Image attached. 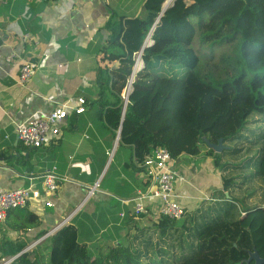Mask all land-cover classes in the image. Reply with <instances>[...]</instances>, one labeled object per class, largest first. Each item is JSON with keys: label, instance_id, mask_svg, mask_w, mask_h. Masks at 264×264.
<instances>
[{"label": "trees", "instance_id": "obj_1", "mask_svg": "<svg viewBox=\"0 0 264 264\" xmlns=\"http://www.w3.org/2000/svg\"><path fill=\"white\" fill-rule=\"evenodd\" d=\"M190 1L176 0L160 19L166 0H147L136 18L111 13L106 38L98 36L91 48L99 66L98 99L90 107L112 137L120 132V144L131 148L125 170L143 171L139 165L158 145L178 160L202 155L206 140H222L221 153L209 148L204 153L222 187L181 220L158 224L141 225L120 207L81 211L31 250L45 233L28 237L40 224L28 204L8 213L0 264H256L247 262L255 250L264 258V0ZM154 26L153 44L143 50L144 67L135 74L124 111L122 94ZM198 31L205 43L241 39L252 78L215 82L203 76L192 47ZM7 231L19 237L12 239Z\"/></svg>", "mask_w": 264, "mask_h": 264}, {"label": "crops", "instance_id": "obj_2", "mask_svg": "<svg viewBox=\"0 0 264 264\" xmlns=\"http://www.w3.org/2000/svg\"><path fill=\"white\" fill-rule=\"evenodd\" d=\"M146 2L0 1V189L29 186L41 189V177L54 169L61 179L59 191L50 197L54 208L31 202L30 210L38 215L40 224L29 232L30 238L43 232L46 235L71 216L68 225L81 211L93 214L116 207L131 211L138 193L147 187L143 171L124 169L130 161L131 148L117 143L112 130L99 120L97 110L90 107L98 99L95 76L99 65L91 51L92 45L98 36L106 38L104 28L111 13L136 18L143 13ZM186 3L193 2L186 0ZM25 35L30 36L26 44ZM13 52L19 58L6 63L5 58ZM33 62L38 64V70L32 81L23 86L19 83L20 68ZM78 97L86 99V113L65 119L56 143L39 150H26L15 134L16 126L36 113L52 112L68 98ZM114 148L111 160L108 152ZM204 153L197 159L184 155L175 160L176 170L188 180L176 183V193L189 211L222 187L220 173L212 158ZM96 183L99 188L84 203ZM148 208L152 213L158 205L153 201L148 203ZM139 222L149 224L146 217ZM5 233L2 223L0 241ZM7 233L12 239L19 237L18 233Z\"/></svg>", "mask_w": 264, "mask_h": 264}, {"label": "built area", "instance_id": "obj_3", "mask_svg": "<svg viewBox=\"0 0 264 264\" xmlns=\"http://www.w3.org/2000/svg\"><path fill=\"white\" fill-rule=\"evenodd\" d=\"M7 3L16 0H0ZM52 1V0H46ZM175 0H167L169 7ZM166 6V7H167ZM159 21V19H158ZM30 42V36L25 35L24 43ZM151 34L146 39L145 47L152 45ZM144 48L136 56V65L134 73L129 81L128 87L122 94L124 104V111L129 102V95L132 91L133 83L135 81V74L144 67L142 54ZM1 58V56H0ZM19 58V54L13 52L5 58L6 63H11ZM38 70V64L24 63L20 68L19 83L26 86L32 81L33 76ZM87 101L84 97L68 98L62 103L58 104L54 110L48 114L36 113L27 121L16 126L15 134L22 145L28 149H39L48 147L58 141L61 134V124L65 119L72 115H82L86 113ZM117 136V143L119 142V134ZM115 148L108 152L110 159L115 155ZM144 176L148 181V185L144 191H140L135 199L131 215L135 220L146 217L149 224H158L161 220L169 218L172 220H181L187 215L189 210L185 208L179 201V196L176 193V183L185 177L175 168V159L172 158L168 149L163 145H158L153 154L147 158L145 164L140 165ZM41 189L38 187L29 186L20 189H0V224L7 219L8 213L17 208L26 207L31 202H38L45 207L54 208L55 205L50 197L55 195L60 189L61 179L58 173L54 170L49 171L41 177ZM187 181V180H186ZM185 181V182H186ZM99 188V183L92 187L85 199L86 203L93 195L94 191ZM155 201L158 208L154 212H150L148 203ZM121 217L125 213H120ZM71 216L68 217L58 227L49 231L44 237L36 242V245L46 239H50L60 228L66 225Z\"/></svg>", "mask_w": 264, "mask_h": 264}, {"label": "rangeland", "instance_id": "obj_4", "mask_svg": "<svg viewBox=\"0 0 264 264\" xmlns=\"http://www.w3.org/2000/svg\"><path fill=\"white\" fill-rule=\"evenodd\" d=\"M205 18L207 19L208 15H206ZM194 21L195 24H197L200 19L195 18ZM241 43V39H238L236 42L229 45L205 43L202 40L201 32L198 31L192 44V47L195 49L200 59L198 70L203 76L211 78V80L215 82L222 80H232L234 76L239 75H245L247 80H250L254 72L250 71L246 67L242 59ZM207 148L202 146L203 153L207 150ZM195 159H197V157ZM186 180L187 178L185 177V181ZM182 184H184V182H182ZM35 245L36 242H34L31 247H29V250L33 249ZM93 251H98V247L93 248ZM33 257L34 254L32 255V258ZM6 264H9V262Z\"/></svg>", "mask_w": 264, "mask_h": 264}, {"label": "water", "instance_id": "obj_5", "mask_svg": "<svg viewBox=\"0 0 264 264\" xmlns=\"http://www.w3.org/2000/svg\"><path fill=\"white\" fill-rule=\"evenodd\" d=\"M168 9V6L167 7H164L163 8V11H162V13L160 14V17H159V19L163 16V14H164V12H166V10ZM155 29H156V26H154L153 27V29H152V31H151V33L150 34H152V32H154L155 31ZM150 36V35H149ZM148 36V37H149ZM143 48H145V44H144V46H143ZM118 63L114 66V68H117L118 67ZM120 134V133H119ZM119 140H120V136H119ZM206 144H207V147L209 148V149H212V150H214L216 153H221L223 150H224V145H223V141L221 140L218 144H212V143H210L208 140H206ZM32 202H34V201H32ZM255 262L256 264H264V258H262L261 256H260V254L255 250L253 253H251V255H250V258H249V260L247 261L248 263H250V262ZM10 263V262H9Z\"/></svg>", "mask_w": 264, "mask_h": 264}, {"label": "bare ground", "instance_id": "obj_6", "mask_svg": "<svg viewBox=\"0 0 264 264\" xmlns=\"http://www.w3.org/2000/svg\"><path fill=\"white\" fill-rule=\"evenodd\" d=\"M53 236H54V235H53ZM53 236H52V237H53Z\"/></svg>", "mask_w": 264, "mask_h": 264}]
</instances>
